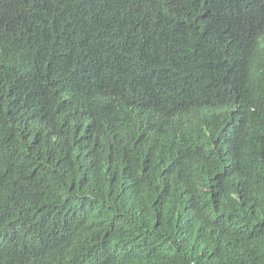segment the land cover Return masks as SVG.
Returning <instances> with one entry per match:
<instances>
[{
  "label": "trees",
  "instance_id": "16d2710c",
  "mask_svg": "<svg viewBox=\"0 0 264 264\" xmlns=\"http://www.w3.org/2000/svg\"><path fill=\"white\" fill-rule=\"evenodd\" d=\"M256 45L264 0H0V264H264Z\"/></svg>",
  "mask_w": 264,
  "mask_h": 264
},
{
  "label": "clouds",
  "instance_id": "9594fccd",
  "mask_svg": "<svg viewBox=\"0 0 264 264\" xmlns=\"http://www.w3.org/2000/svg\"><path fill=\"white\" fill-rule=\"evenodd\" d=\"M256 46H257V54L254 56L252 61H256L259 58V56L264 55V46L263 47H261L260 45H256ZM141 113L150 115V117L145 120V123H147V124L157 123V119L149 111H142ZM204 118H205V120L207 119V117L205 115H204ZM85 125H86V123H84V122L77 123L74 126V129L77 130L78 133H81L84 131L83 129H84Z\"/></svg>",
  "mask_w": 264,
  "mask_h": 264
}]
</instances>
